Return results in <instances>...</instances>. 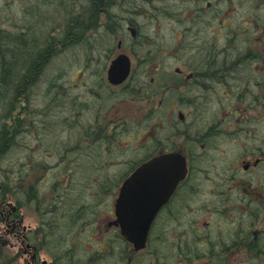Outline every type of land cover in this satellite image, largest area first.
<instances>
[{"label":"flooded vegetation","instance_id":"flooded-vegetation-1","mask_svg":"<svg viewBox=\"0 0 264 264\" xmlns=\"http://www.w3.org/2000/svg\"><path fill=\"white\" fill-rule=\"evenodd\" d=\"M163 7L158 12L175 33L165 57H157V53L154 57L157 46L140 40L143 34L132 20L138 15L136 10H122L121 18L127 15L124 26L108 28L117 38V47L112 57L106 50L107 64L125 53L131 60V72L137 65L138 69L147 65V73L136 74V80L130 73L123 82L113 84L106 65L102 79L112 91L130 92L135 87L146 92L145 100L132 102L143 107L148 122L139 135L146 138L133 137L127 123L123 142L111 139L107 145L104 135L102 142L117 146L119 161L145 147L148 156L141 162L178 152L186 166L185 178L151 226L145 251L132 254L127 247L126 257L136 260L147 255L158 237L155 226L161 221L167 258L162 264H230L229 259L261 257L264 131L257 125L264 123V0H172ZM157 97L162 99L159 105L154 101ZM162 106L170 111L164 109L167 117L159 118ZM120 113L110 126H117L118 121L121 128ZM87 126L92 130V124ZM99 129L106 131L105 127ZM258 174V190L253 191L250 175ZM221 175L225 180L220 185L217 179ZM113 219L106 222L107 227ZM0 220V245L15 249L23 264H45L31 224H24L22 208L11 196H2L1 189ZM116 236L129 244L121 234H112L118 239ZM100 241L99 246L103 245ZM118 251L121 254L120 245Z\"/></svg>","mask_w":264,"mask_h":264},{"label":"rangeland","instance_id":"rangeland-1","mask_svg":"<svg viewBox=\"0 0 264 264\" xmlns=\"http://www.w3.org/2000/svg\"><path fill=\"white\" fill-rule=\"evenodd\" d=\"M100 1L104 5L100 9L98 8L101 18L106 13L114 19L115 16L120 18L123 15L122 10H136L138 15L132 20L135 21L139 34H143L140 40L143 43L145 42L146 45L150 43L161 48L157 51V57H163L169 42L173 44L174 30L158 12L160 8H165L163 6L169 4L172 0H124V3L121 0L119 5L118 0H109L106 3L105 0ZM173 1L177 2V0ZM75 2H78V0H0V17L7 19V24L13 29L19 30L23 25L24 29L28 28L25 32L28 33L29 31L30 34L24 35L26 42L31 39L32 35L39 40L41 38H50V44L47 47L42 45L40 48L44 47L45 52L50 48V53L52 54L44 62L45 64H40L41 66L39 65L37 70L29 75L27 82L30 80L32 82L28 83V107H26V112L27 114L30 112L33 115L35 120L34 128H27V130L25 128L24 131L13 138V147L0 154V181L1 183L4 181L7 187L10 186L9 184H12L13 177L18 174L16 173L17 170L21 169L22 164L29 163L28 157H31L37 151L34 162H38L39 168L45 166L40 173H35L33 179L36 188L38 187L44 194L41 198L45 201L57 197L59 194L63 196V200L61 199L63 202L59 203V208L53 214L55 221L65 223L67 221L65 219H69L67 211L74 207L78 211L75 210L71 218L74 217L75 220L78 218L80 220L83 219L82 221L86 222L81 228V232L82 237L90 238L87 246L93 248L94 242L101 240L100 244H103L102 247L105 249V247H109L108 243L110 241L115 245V250L119 247L118 241L115 237H111L112 240H109L107 235L117 234V232L113 228L106 226V222L112 217L114 196H112V191L109 192L110 189L107 190V184L99 186V178L95 180L101 170L99 167L94 169V173H87L85 169L90 163L89 160L97 161L99 159V157H91L95 152H98L99 155L105 158V165H107L108 169H115V171L119 172L118 166L115 165L119 161V157L115 153L117 150L112 148L110 150H102L100 149L101 147H97L99 145H93L96 140L102 142L99 137L101 132L98 128L114 122L113 117H117L118 111L121 112L120 115L127 114L126 116L131 118L140 116V113L145 116L146 113L144 114V111L140 109V107L143 109L141 105L132 102L135 100L131 99L130 92H126L125 89L112 91L105 86L102 74L105 73L106 65H108L106 60L112 57L115 52L117 38L109 31L103 36L100 35L101 32L93 25L94 20L91 19L86 23V27L91 25L93 27L91 30L97 31L99 35L97 37L101 38L99 50H96L97 44L94 46L96 51L89 49L90 43H98L94 39L96 38L95 33H93V36L90 34L86 35L87 40L85 39L81 43L82 39H78V36L75 35L76 31L71 30V26H68V23L69 25L72 24V20L69 18L74 7L71 4ZM88 2H91V0H81L80 4L85 7L89 4ZM108 2H111V7L109 6L110 4H107ZM122 3L123 6L120 9L119 6ZM76 11H78L77 8ZM40 13L44 15L41 16L39 15ZM16 24H18L17 27L14 26ZM111 26L112 22L107 25L106 29ZM74 27L76 28L77 25H74ZM33 30L36 31L32 32ZM65 33L66 36H64ZM60 39L68 41L58 49L57 44L60 43ZM105 42L106 50L110 52V57L106 54V51L99 54L101 51L100 47ZM27 49L29 51L33 48L29 47ZM33 50L37 51L38 56L39 49ZM37 56L35 55L33 59L35 60ZM172 62L175 63V61ZM137 70L138 65L133 69L132 76L135 77L132 80H136V74H139ZM34 79L35 81H33ZM154 101L156 105H159L162 99L157 97L154 98ZM20 103L21 101L16 103L17 107L15 106L13 113L16 116V120H20L22 123L26 115L25 109L22 111L21 107L18 108ZM164 109L165 107L162 106L161 110L167 117ZM169 119L172 124L175 123L171 120L170 115ZM8 121L7 117L0 116V123ZM87 124H92V130L89 129ZM257 126L264 131V123L260 122ZM117 127L120 126H114L110 133L117 132L123 141L126 137L123 131L117 129L113 132V129ZM87 133L89 136H87ZM138 138H146V135L138 136ZM30 159L32 160V158ZM110 160L111 162H108ZM261 174H263L262 180H264V173ZM258 177L259 174L258 176L250 175L253 191L255 189L258 190L255 188L256 184L259 183ZM217 180L221 181V185L225 178L221 175L218 176ZM91 183H95L94 187ZM203 185L207 186L208 182L203 183ZM262 185L264 186V183ZM57 189L61 192L58 193ZM95 189L99 190L98 194L100 195L93 198ZM14 193L15 190L13 191L11 186L7 190V195L11 196L13 200L15 197H20L19 202H21L20 207L25 215V223H31L32 229L34 231L37 229L40 234L43 231V228L40 227L43 222L42 218L38 221L35 216L36 210L32 203H28L23 196ZM73 199L75 201L74 205L71 203ZM81 203H84L83 206H81ZM258 203L260 205V202ZM80 223L82 225L81 221ZM1 226L2 223L0 221ZM72 227L73 225L71 224L67 228L72 230ZM163 229L162 221L155 226L154 233L158 237H155L150 247L151 257L143 255L134 260L132 264H148L149 262L152 263V260L156 262L155 264H162V261L167 259L163 246ZM39 234H34L33 236L36 241ZM53 239H55V243L59 241L55 246V251L59 252L60 255L72 245L71 236L62 240V237L56 234ZM262 244L264 245V241ZM40 248L41 255L45 256L46 260L57 262L56 264L62 262V260H60L61 262L54 261L52 249L49 245L45 246L41 243ZM119 255V251L116 252L115 250L114 254L110 256L109 263H120ZM20 259L19 257L17 259L15 249L0 245V264H23ZM229 262L230 264H264V255L248 259H229ZM61 264L66 263L63 261Z\"/></svg>","mask_w":264,"mask_h":264},{"label":"trees","instance_id":"trees-1","mask_svg":"<svg viewBox=\"0 0 264 264\" xmlns=\"http://www.w3.org/2000/svg\"><path fill=\"white\" fill-rule=\"evenodd\" d=\"M99 1L100 0H91V2H88L89 4L86 5L85 7H82V5L80 4L81 0H78V2H75V3H72L71 6L74 8L72 9L70 18H69L70 20H72L71 21L72 24L69 25L68 23V26L69 27L71 26L70 29L73 31H76L75 35L78 36V39L79 38L82 39L81 43L85 41V39L87 40L86 35L90 34L93 36V33H95L96 38L94 39L97 40L98 43H94V44L90 43L91 45L89 46V49L93 51L99 50V43H100L101 38L97 37L99 36L97 34V31L91 30L93 29L91 25H89V27H86V23H88L89 20L91 19L94 20V23H95L96 18L95 19L93 18V14L97 16V14H99L98 8L100 9V7L103 6V3ZM91 5L95 6L94 11L91 10ZM76 8L78 9V11H76ZM7 23H8L7 19L0 17V116L2 115L3 117H7V119L9 120L8 122L0 123V154L4 153L5 151H8L10 148L13 147L12 145V143L14 144L13 138L19 135L20 132L24 131L25 128L26 130L27 128L28 129L34 128V124H35L34 117L30 112L28 114L26 112V107H28V102H27L28 82L27 81L29 80V77H30L29 74L34 73L40 64L42 65L45 64L44 62H46V60L49 59V57L44 56L43 54L41 55V53H39V55L37 56L38 54L37 51L35 50L36 51L35 52L33 50V49L40 50L41 49L40 47L42 45L45 46L46 44L44 43L45 41L42 38L39 40L36 36L32 35V32L34 31L31 32V35H32L31 39H29L26 42L24 39V35L30 34L29 31L28 33L25 32V30H28V28L24 29V25H23L19 30H17V29L11 28L9 24ZM74 25H77V27L75 28ZM14 26L17 27L18 24ZM64 36H66V33ZM67 37L69 38L68 35ZM67 41L68 40L63 41L60 39V43L57 44L58 45L57 48L59 49L62 45H65ZM96 44H97V48L95 50L94 46ZM29 47L33 49L28 51L27 48ZM154 48H155L154 49L155 52L153 53V56L156 57L157 51L160 50L161 48H158V47H154ZM100 50L101 51L99 52V54L104 53L106 51V48L100 49ZM35 55L37 57L34 60L33 57ZM146 67L147 65L146 66L144 65L141 69H138V72L147 73V71L145 70ZM157 72L162 73L161 71H157ZM130 93H131L130 95L131 99L138 101V102L145 100L147 97L146 92L140 89L137 90L135 87L132 88ZM18 101H21L18 108L21 107L22 111L25 109L26 116H25V120L22 123L20 122V120H16V116L13 113V110ZM145 113L146 112L144 111V114ZM126 115H123V118L120 121L122 125L121 128L120 127L114 128L113 132L119 129L120 131H123L125 135L126 133L125 126L128 123L127 126L131 127V130L134 131L133 137L138 139V136L140 135V133H142L145 130V127L147 125V122H148L147 113L145 114V116H142L140 113V116H135L136 119L128 117ZM117 125H119L118 121H117ZM113 127L114 126H110L107 123L105 125L106 131L99 129V131L101 132L99 134V137L101 139H102V136L106 132L109 133V134L107 133L106 135L107 145L110 143L111 139H120V134H118L117 132H114L113 134L110 133V130ZM99 141L100 140H96V143L94 142L93 145H98ZM121 142H123L122 139H121ZM122 146H125V145L122 144ZM111 148L116 149L117 146L115 145L108 146V150ZM37 153L38 152L36 151L32 154L31 157H28L30 162L27 164L26 163L22 164L21 169L19 171L17 170L16 173L18 174L13 177V180H12L13 182L12 184H9L10 186L7 187L6 183L2 181L1 195L6 196L7 190L11 188L12 186L13 191L15 190L14 194L23 196L24 199L28 201V203L42 204L45 201L51 202L55 205L62 203L63 196L60 194L57 197H53L45 201L43 200V198H41L43 197L42 195H38V190H37L38 187L36 188V185L33 183L34 181L33 179L35 177V173H40L42 171L41 169H44L45 166H43L42 168H39L38 162L37 163L34 162L35 161L34 158L37 156ZM147 153L148 152H146L145 147L140 148L139 151H137L135 154L128 156L127 160H121L120 162L118 161L119 164L115 163V165L118 166L119 168V172L115 171V169L104 168L99 171V175L97 176L95 180H98L99 178V181H98L99 186L107 184L106 185L107 190L110 189L109 192L112 191V196H114L118 189L119 183L124 179V177L128 174V172H130L137 164H139L144 159L143 158L144 156L145 157L148 156ZM94 156L100 157L101 155H99L98 152H95L91 157H94ZM30 158H32V160ZM89 162L90 163H88L89 164L88 167H90L91 172L94 173V169L98 167L97 164L99 161L97 162L91 159ZM108 162H111V160ZM95 183H91L93 187ZM98 191H99L98 189L94 190L93 198H96L97 196L100 195L98 194ZM57 192L60 193L61 191L57 189ZM19 200H20V197L14 198V201L16 202V204L21 206V202H19ZM74 202L75 201L73 199L71 203L74 205ZM54 212L55 211H53V214ZM72 216L73 214L70 215L69 217H72ZM52 218L54 220V216ZM107 236H109L108 239H110L112 237V234H108ZM118 239L116 240L118 241L122 249V252L120 255L123 259V255L128 254L127 246L125 245L124 241H122L119 237ZM108 244H109V247H105L104 249L102 245L99 246L98 244L95 243L93 244V248H90V250L92 252H97L100 249H102L104 251H107L109 256L113 255L115 250L116 252H118L117 249L114 250L115 245L113 243L111 244L108 243ZM129 258H132L131 253H130Z\"/></svg>","mask_w":264,"mask_h":264},{"label":"water","instance_id":"water-1","mask_svg":"<svg viewBox=\"0 0 264 264\" xmlns=\"http://www.w3.org/2000/svg\"><path fill=\"white\" fill-rule=\"evenodd\" d=\"M130 67L129 57L124 53L118 54L107 70L109 82H123ZM185 172V161L181 155L164 153L137 166L120 185L115 202L117 218L113 224L119 225L121 234L135 250L145 247L157 212L169 200Z\"/></svg>","mask_w":264,"mask_h":264},{"label":"bare ground","instance_id":"bare-ground-1","mask_svg":"<svg viewBox=\"0 0 264 264\" xmlns=\"http://www.w3.org/2000/svg\"><path fill=\"white\" fill-rule=\"evenodd\" d=\"M107 4L108 5L110 4L109 5L110 7L112 6L111 2H108ZM91 10L92 11L95 10L94 5H91ZM39 15L42 16L44 14L40 13ZM93 18L94 19L96 18L95 23L93 25L98 29V31L101 32L100 35H102V36L107 34L108 29H106V28L110 22H112V26H115V27H119L120 25L124 26V24H125V20L123 18H121V17L117 18L115 16V19H114L112 16H110V15L108 16L107 13L102 18L100 16V13L97 14V16H95V14H93ZM33 31L35 32L36 30H33ZM42 39L46 43L45 47H47L50 44V42H49L50 38H42ZM139 47L143 48L144 46L139 44ZM105 48H107L106 43H103L101 46V49H105ZM50 52H51L50 48L47 49L46 52H45L44 47L41 50H39V53H41L47 57H50L52 55ZM30 81L32 82V80H30ZM33 81H35V79ZM174 86H176V84H174ZM169 108L170 107H165V109L168 112L170 111ZM157 113H158L159 118L164 115V112L162 110L157 112ZM98 145H99L98 147H101L100 149H102V150L108 148L101 141H99ZM115 153H116V156L118 157L119 152L116 151ZM175 153L180 155V153H178V152H175ZM97 162H98L97 165L100 169H104V168L108 169V167H106L107 165H105L104 157L100 156L99 159L97 160ZM85 170H87V173H92L90 167H87ZM37 190H38V195L44 196L42 191H40L39 189H37ZM39 191H40V193H39ZM115 202H116V198L114 199L113 207H112V217L113 218H117L116 213H115ZM83 204L84 203H81V206H83ZM165 204H163V205H165ZM32 205H33L34 209L36 210L35 216L37 217L38 221H40V219L42 218V221L44 222V223L42 222L40 225L43 228V231L40 234H39V232H37V229L34 231L35 234H39V236L37 238L38 243H37L36 239L35 238L34 239H35V242H36L40 252H41L40 244L42 243V245H45V246L49 245L51 247V249H52L51 252L53 253L54 261L61 262L60 260H62V262L64 261L66 264H114V263H109V259L111 257L108 255L107 251H103L102 249H100L97 252H92L90 250L91 247L89 248L87 246V243L90 242V238L84 237V236L82 237L81 228H83L84 224L86 223V222L82 221L83 219L80 220L78 218L75 220L74 217L73 218L69 217V219H65V220H67L65 223H59V222L55 221L56 219L53 220V218H52L53 217L52 216L53 211H55L59 208V204L55 205L51 202L45 201L42 204L33 203ZM163 205H162L161 209L163 208ZM18 207H20V206L18 205ZM161 209H160V211H161ZM75 210H77V209H75L74 207H72V209L70 208V210L67 211V215L70 216V215L74 214L73 212ZM63 212H64V210H63ZM156 216H158V215H156ZM155 218H157V217H155ZM80 221L82 222V225H81ZM113 221L114 220H112V222L110 223V226H108V227L119 226V225L113 224ZM154 221H155V219H154ZM154 221H153V223H154ZM1 223H2V221H1ZM153 223H152V225H153ZM24 224L27 225V224H31V223H25V220H24ZM71 224L73 225V227H72V230H69L68 228L71 226ZM31 227H32V225H31ZM76 229H79V230H76ZM83 230H85V229H83ZM71 232H73L72 235H71ZM56 234H58L60 237H62V240L65 239V237L71 236L70 241H71L72 245L69 246L67 249H65V251H63L62 255H60L59 252L57 253L55 251V246L59 242L58 241L57 243H55V239H53V237ZM67 234H68V236H67ZM76 235H77V237H76ZM121 237H122V235H121ZM109 240H112V238H110ZM95 243H97V242H94V244ZM109 243L111 244L112 242L109 241ZM127 247H129L128 249H129V251L132 252V254L137 253V252L142 253L145 251L144 247L139 249V250H135L132 243H129L127 245ZM117 250H119V247H117ZM150 251L147 253L148 257H151ZM41 259H43V263L49 264V261L46 260V258L43 255H41ZM119 259H120V255H119ZM120 260H123V261H120V263H118V264H132V263H134L133 262L134 260H132V259L129 260L125 254L123 255V259H120ZM56 263L57 262H55V264Z\"/></svg>","mask_w":264,"mask_h":264}]
</instances>
